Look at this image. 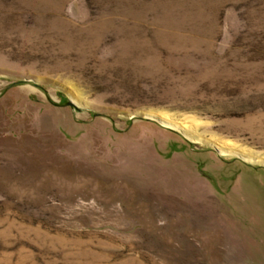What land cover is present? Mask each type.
Returning a JSON list of instances; mask_svg holds the SVG:
<instances>
[{
  "label": "rangeland",
  "instance_id": "rangeland-1",
  "mask_svg": "<svg viewBox=\"0 0 264 264\" xmlns=\"http://www.w3.org/2000/svg\"><path fill=\"white\" fill-rule=\"evenodd\" d=\"M0 264H264V0H0Z\"/></svg>",
  "mask_w": 264,
  "mask_h": 264
},
{
  "label": "bare ground",
  "instance_id": "bare-ground-1",
  "mask_svg": "<svg viewBox=\"0 0 264 264\" xmlns=\"http://www.w3.org/2000/svg\"><path fill=\"white\" fill-rule=\"evenodd\" d=\"M166 122V121H165ZM174 126H176L177 128H179V127H181V126H179V125H177V124H173ZM180 129V128H179Z\"/></svg>",
  "mask_w": 264,
  "mask_h": 264
}]
</instances>
